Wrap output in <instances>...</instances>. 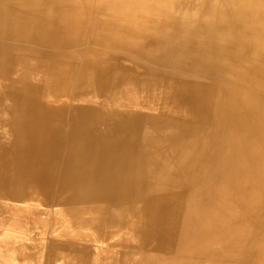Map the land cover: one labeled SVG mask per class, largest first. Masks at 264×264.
<instances>
[{
	"label": "bare ground",
	"instance_id": "bare-ground-1",
	"mask_svg": "<svg viewBox=\"0 0 264 264\" xmlns=\"http://www.w3.org/2000/svg\"><path fill=\"white\" fill-rule=\"evenodd\" d=\"M0 261L264 264V0H0Z\"/></svg>",
	"mask_w": 264,
	"mask_h": 264
},
{
	"label": "rangeland",
	"instance_id": "rangeland-1",
	"mask_svg": "<svg viewBox=\"0 0 264 264\" xmlns=\"http://www.w3.org/2000/svg\"><path fill=\"white\" fill-rule=\"evenodd\" d=\"M0 264H2V261H0ZM4 264H11V263H9L8 261H6Z\"/></svg>",
	"mask_w": 264,
	"mask_h": 264
}]
</instances>
